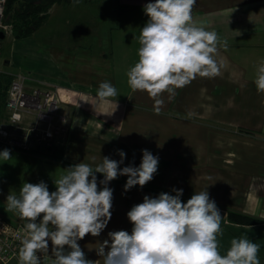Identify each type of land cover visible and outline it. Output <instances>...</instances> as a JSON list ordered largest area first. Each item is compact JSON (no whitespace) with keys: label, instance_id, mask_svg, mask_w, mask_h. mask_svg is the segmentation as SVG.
I'll return each instance as SVG.
<instances>
[{"label":"crops","instance_id":"crops-1","mask_svg":"<svg viewBox=\"0 0 264 264\" xmlns=\"http://www.w3.org/2000/svg\"><path fill=\"white\" fill-rule=\"evenodd\" d=\"M95 1L97 7L92 4ZM148 2L152 0H77L51 5L37 29L45 28L44 73L27 85L61 88L67 130L54 152L0 144V151L8 149L27 167L13 168V158L0 159V218L11 225L26 224L6 210L7 195H18L25 182L43 181L50 192L55 191L52 183L76 163L95 166L105 156L120 161L118 150H122L125 157L119 167H138L142 149H147L158 157L157 172L143 187L127 191L123 188L126 175L108 182L113 190L111 219L99 236L88 234L78 240L86 259L103 264L95 246L109 239L110 231L131 232L126 215L130 208L145 195H174L172 189L177 188L183 189L182 202L205 189L215 201L222 215V235L217 237L221 255L232 238L247 237L259 245L258 258L264 264V93H258L253 82L264 61V0H196L194 21L227 41V48L220 47L215 57L220 75L197 77L177 89L171 101L164 94L158 114L154 101L144 91H133L126 76L138 60L140 28L148 20L143 5ZM105 18L112 23L109 31H101ZM103 81L117 89V97L98 99V85ZM46 168L49 175L42 171ZM96 176L98 188L103 187L99 183L103 174ZM230 212L259 221L233 222ZM51 247L49 241V253L40 254L41 264L54 259Z\"/></svg>","mask_w":264,"mask_h":264},{"label":"clouds","instance_id":"clouds-1","mask_svg":"<svg viewBox=\"0 0 264 264\" xmlns=\"http://www.w3.org/2000/svg\"><path fill=\"white\" fill-rule=\"evenodd\" d=\"M195 4L196 0H152L143 5L148 20L140 28L138 60L126 76L133 91H144L154 101L157 114L164 106V94L171 101L177 89L197 77L220 75L221 65L215 57L220 47L227 48V41L194 21ZM253 82L257 92L264 93V61ZM96 95L106 100L118 93L110 82L103 81ZM118 154L120 161L105 156L95 166L76 163L68 167L55 180V191L50 192L43 181L25 182L18 195H7L6 210L26 221L19 264H41L40 254L49 253V241L54 257L51 264H93L78 240L88 234L99 236L111 219L113 190L108 182L126 175L125 191L143 187L158 168V157L147 149H142L138 167H119L125 153L118 150ZM0 159H11L10 151H0ZM96 173L103 174L99 181L103 187L98 188ZM172 191L174 195H145L130 208L126 215L131 232L110 231L109 239L95 246L103 264H260L259 245L247 237L232 238L221 255L217 237L222 235V215L206 189L186 202L181 201L183 189Z\"/></svg>","mask_w":264,"mask_h":264},{"label":"built area","instance_id":"built-area-1","mask_svg":"<svg viewBox=\"0 0 264 264\" xmlns=\"http://www.w3.org/2000/svg\"><path fill=\"white\" fill-rule=\"evenodd\" d=\"M7 0H0V31L10 29L4 23ZM14 76V75H13ZM62 90L60 87L45 90L28 87L24 76H14L8 89L7 116L0 124V144L20 150H35L37 145L44 151L59 148V137L66 131V117L61 112ZM36 117L30 127L29 121ZM34 142L29 148V142ZM24 235V226L11 225L0 218V262L18 260V251Z\"/></svg>","mask_w":264,"mask_h":264},{"label":"rangeland","instance_id":"rangeland-1","mask_svg":"<svg viewBox=\"0 0 264 264\" xmlns=\"http://www.w3.org/2000/svg\"><path fill=\"white\" fill-rule=\"evenodd\" d=\"M92 4L97 7L99 3L98 1H95ZM102 20L101 28H104V30L101 31H109V27L112 23L109 19L106 18ZM43 30L45 31V28L37 30L34 34L26 38H15L12 36L11 29L6 28V30L3 31V38H0V71L10 73L14 76H24L27 81L30 82V84H32V80L36 78V76L38 77V75H42L41 73H44L45 69V38ZM116 50L118 51L119 49ZM61 97L63 103V95H61ZM61 112L66 117L65 127H67L68 116L64 113V111ZM35 118L36 117H33L29 121L30 127L35 126V124L33 125V121ZM29 143L30 144L28 145V147L30 148L34 142L32 141ZM32 149H38L40 151L46 152L43 149L39 148L37 145H33ZM57 149L59 148H54L52 149V151L54 152ZM11 158H13L12 160H10L11 164H15L13 168L25 164L16 157L11 156ZM23 168L27 169V167ZM42 171L44 172V174H50L49 168H46ZM54 171L55 169L52 170L51 173L53 174ZM52 187L56 189L54 182L52 183Z\"/></svg>","mask_w":264,"mask_h":264},{"label":"trees","instance_id":"trees-1","mask_svg":"<svg viewBox=\"0 0 264 264\" xmlns=\"http://www.w3.org/2000/svg\"><path fill=\"white\" fill-rule=\"evenodd\" d=\"M75 1L77 0H7L4 22L9 24L13 37L26 38L43 24L52 4L56 2L71 4ZM13 78L12 74L0 71V124L7 116V95ZM228 217L230 221L243 224H253L259 221L252 216L233 212H230Z\"/></svg>","mask_w":264,"mask_h":264},{"label":"water","instance_id":"water-1","mask_svg":"<svg viewBox=\"0 0 264 264\" xmlns=\"http://www.w3.org/2000/svg\"><path fill=\"white\" fill-rule=\"evenodd\" d=\"M4 34L2 31H0V38H3ZM61 111H63V108H61Z\"/></svg>","mask_w":264,"mask_h":264}]
</instances>
